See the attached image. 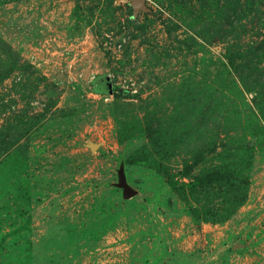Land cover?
<instances>
[{"label": "rangeland", "instance_id": "obj_1", "mask_svg": "<svg viewBox=\"0 0 264 264\" xmlns=\"http://www.w3.org/2000/svg\"><path fill=\"white\" fill-rule=\"evenodd\" d=\"M0 0V264H264V0Z\"/></svg>", "mask_w": 264, "mask_h": 264}, {"label": "water", "instance_id": "obj_2", "mask_svg": "<svg viewBox=\"0 0 264 264\" xmlns=\"http://www.w3.org/2000/svg\"><path fill=\"white\" fill-rule=\"evenodd\" d=\"M134 5L136 7H138L139 5L144 6V1L143 0H135L134 1Z\"/></svg>", "mask_w": 264, "mask_h": 264}]
</instances>
